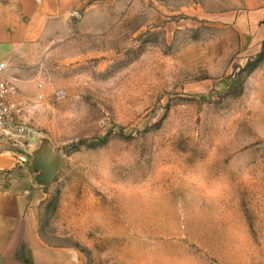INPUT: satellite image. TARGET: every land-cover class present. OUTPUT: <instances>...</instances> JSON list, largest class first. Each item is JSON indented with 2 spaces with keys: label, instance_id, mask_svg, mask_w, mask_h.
<instances>
[{
  "label": "rangeland",
  "instance_id": "rangeland-1",
  "mask_svg": "<svg viewBox=\"0 0 264 264\" xmlns=\"http://www.w3.org/2000/svg\"><path fill=\"white\" fill-rule=\"evenodd\" d=\"M150 1L56 0L6 65L42 238L75 264H264V42L170 32ZM40 137L64 163L34 186Z\"/></svg>",
  "mask_w": 264,
  "mask_h": 264
},
{
  "label": "crops",
  "instance_id": "crops-1",
  "mask_svg": "<svg viewBox=\"0 0 264 264\" xmlns=\"http://www.w3.org/2000/svg\"><path fill=\"white\" fill-rule=\"evenodd\" d=\"M170 1L151 0L142 6L149 4L156 25L170 26V32L210 25L215 42L235 41L249 50L264 42V0ZM62 10L56 0H0V62L5 68L19 47L40 40L47 20ZM20 134L11 133L20 137L16 146L0 141V264H75L71 250L42 238L36 217L40 189L31 187L25 175L23 151L28 143Z\"/></svg>",
  "mask_w": 264,
  "mask_h": 264
},
{
  "label": "water",
  "instance_id": "water-1",
  "mask_svg": "<svg viewBox=\"0 0 264 264\" xmlns=\"http://www.w3.org/2000/svg\"><path fill=\"white\" fill-rule=\"evenodd\" d=\"M27 152L28 176L34 186L45 185L64 163L60 147L52 145L45 137H40L37 145Z\"/></svg>",
  "mask_w": 264,
  "mask_h": 264
},
{
  "label": "built area",
  "instance_id": "built-area-1",
  "mask_svg": "<svg viewBox=\"0 0 264 264\" xmlns=\"http://www.w3.org/2000/svg\"><path fill=\"white\" fill-rule=\"evenodd\" d=\"M5 65L0 62V140L11 141V133L21 132L18 129L12 128L10 119V104L7 102L8 91L10 90L6 81L2 79L1 72L4 70Z\"/></svg>",
  "mask_w": 264,
  "mask_h": 264
}]
</instances>
